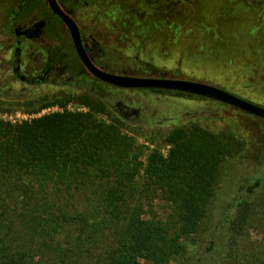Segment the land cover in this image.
<instances>
[{"label": "rangeland", "instance_id": "obj_1", "mask_svg": "<svg viewBox=\"0 0 264 264\" xmlns=\"http://www.w3.org/2000/svg\"><path fill=\"white\" fill-rule=\"evenodd\" d=\"M196 10L205 16L199 13L200 21H195L194 15L188 18L191 25L195 24L194 32L185 37L182 52L176 47L174 60L167 62L156 57L153 62L167 68L170 76L209 84L264 107V21L259 22V9L254 0H197ZM127 91L110 93L111 103L118 97L130 103L134 100L131 107L138 109L142 119L149 118L151 123H125L112 107L93 95L43 89L0 93V121L22 125L65 113L88 115L86 133L97 145L92 151L98 153V146L103 145L99 153L111 155L114 150L106 148L107 141L124 140L119 153L138 165L140 173L148 165V156L158 152L165 160L160 175L165 180L164 187L184 186L186 201L200 205L204 216V229L182 238L184 252L178 261L169 264H221L222 257L232 246L231 223L241 212L240 203L249 196L246 188L261 177L264 186V120L210 99ZM153 113L157 116L152 117ZM203 140L215 145L212 155H218V164L212 167L214 172L209 178L202 167L192 166L181 158V151H177L179 147L183 151L185 146ZM137 186L142 190L143 180ZM262 187L257 190L260 192ZM153 194L151 211L145 206L147 212L143 219L160 222L174 234L177 218L172 202L168 201L170 196L163 190ZM138 196L135 201L145 204L142 198L145 194ZM74 201L81 205L78 196ZM246 237L251 242L261 239L251 229ZM110 243L108 238L95 247L90 260L84 264H103L98 255Z\"/></svg>", "mask_w": 264, "mask_h": 264}, {"label": "trees", "instance_id": "obj_2", "mask_svg": "<svg viewBox=\"0 0 264 264\" xmlns=\"http://www.w3.org/2000/svg\"><path fill=\"white\" fill-rule=\"evenodd\" d=\"M87 116L65 113L22 125L0 121V264H84L108 238L100 263L169 264L182 256V238L204 229L202 208L186 201L185 187H164L165 160L158 152L148 156L140 173L119 153L124 140L107 141L111 155L99 153L103 145L92 151L97 145L86 133ZM189 146L177 147L181 158L211 177L218 164V155H212L216 146L204 140ZM262 183L257 178L246 188L251 202L240 203L230 227L232 246L221 264H264ZM162 187L177 218L174 234L143 219L145 206L151 211V194ZM138 194H145V204L135 201ZM250 229L259 241H249Z\"/></svg>", "mask_w": 264, "mask_h": 264}, {"label": "flooded vegetation", "instance_id": "obj_3", "mask_svg": "<svg viewBox=\"0 0 264 264\" xmlns=\"http://www.w3.org/2000/svg\"><path fill=\"white\" fill-rule=\"evenodd\" d=\"M196 1L0 0V93L43 89L93 95L125 123L141 125L151 120L142 119V113L131 107L134 100L118 97L112 104L109 94L144 90L141 94L204 100L171 90L121 88L101 80L82 62L72 32L59 15L72 21L79 49L102 73L197 82L170 76L167 68L153 62L156 57L174 60L176 47L182 52L183 41L195 26L188 18L194 15L200 21L205 16L197 13ZM254 4L258 21H264V0Z\"/></svg>", "mask_w": 264, "mask_h": 264}, {"label": "water", "instance_id": "obj_4", "mask_svg": "<svg viewBox=\"0 0 264 264\" xmlns=\"http://www.w3.org/2000/svg\"><path fill=\"white\" fill-rule=\"evenodd\" d=\"M63 21L68 25L72 32L75 44L78 48L79 56L85 66L101 80L117 87L130 88V89H161L182 92L188 95H194L210 99L233 108H236L242 112H245L251 116L264 120V107L255 105L249 101L243 100L237 96H234L217 87L188 80L181 79H166V78H142V77H127L117 76L107 73H102L94 69L86 56L79 49V39L76 35V28L72 21L64 14L59 13Z\"/></svg>", "mask_w": 264, "mask_h": 264}]
</instances>
